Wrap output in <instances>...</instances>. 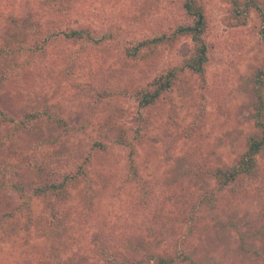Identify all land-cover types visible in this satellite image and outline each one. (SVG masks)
<instances>
[{
  "label": "rangeland",
  "instance_id": "1",
  "mask_svg": "<svg viewBox=\"0 0 264 264\" xmlns=\"http://www.w3.org/2000/svg\"><path fill=\"white\" fill-rule=\"evenodd\" d=\"M237 1L246 8L247 21L232 28L224 22L232 0H197L207 21L203 74L180 72L170 91L140 110L130 95L179 67L191 43L168 41L145 61L125 57L124 50L189 24L183 0H0V32L29 14L41 38L68 29L105 36L96 45L59 37L39 70H26L0 91V108L9 114L44 103L76 130L63 152L90 153L87 179L95 196L88 213L86 185L68 189V200L59 206L73 237L54 241L23 225L28 211L44 220L43 200L31 199L27 209L12 192L0 194V264H106L93 245L96 235L114 254L139 264L155 261L145 252L129 253L127 237L146 239L149 252L175 258L173 264H189L185 258L195 264H263L240 251V237L264 231V156L257 158L254 181L239 180L237 192L218 189L213 177L217 168L235 165L259 132L252 90L253 74L264 66V0ZM119 135L133 146L138 182L126 181L129 149L114 142ZM96 140L106 145L104 151L91 150ZM79 161L56 160L53 166L74 172ZM9 212L15 218L3 217ZM262 238L255 247L264 254Z\"/></svg>",
  "mask_w": 264,
  "mask_h": 264
},
{
  "label": "trees",
  "instance_id": "2",
  "mask_svg": "<svg viewBox=\"0 0 264 264\" xmlns=\"http://www.w3.org/2000/svg\"><path fill=\"white\" fill-rule=\"evenodd\" d=\"M231 13L224 19L232 28L242 27L246 24L247 16L244 14L246 8L240 6L237 0H232ZM182 9L191 19L189 24L177 26L169 35L160 34L145 38L125 48L124 55L130 59L149 60L155 56L157 48L168 41L178 38L190 40L191 48L188 55L183 58L181 65L167 71L159 76L148 88H142L135 94L137 107L144 110L154 106L162 94L171 90L177 75L188 70L195 74H203L204 66L208 60V47L204 40L207 30V21L203 8L197 0H183ZM260 10V7H258ZM264 33V32H263ZM59 37L69 42L101 43L105 36L96 38L86 29H68L58 31L44 38L39 35V24L29 14L15 17L7 27L0 32V91L8 86L10 82L18 81L19 77L25 76L26 70L40 69L45 59L47 48ZM29 41H35L29 45ZM264 43V34L262 36ZM70 66L63 69L62 74L67 72ZM254 88L252 90V108L256 116L258 133L249 138L247 149L238 159L235 165L228 168H217L213 171V177L218 189H230L237 192L239 180L253 182L257 176V158L264 156V66L257 69L254 74ZM14 80V83H17ZM102 133H105L104 131ZM76 130L69 127L66 119L61 118L49 105L42 104L39 108L26 111L19 115H11L0 108V194L12 192L20 199H24L23 205L29 208V201L33 198L45 202L44 220L33 219L28 211L25 215L26 222L23 224L25 231L33 228L35 233L48 240H67L69 233L66 226L67 213H64L60 204H64L69 198L68 189L76 188L79 184L86 185L85 201L86 212L92 210L93 191L88 184L87 166L89 155H83L79 149H70L64 153L66 143H72V136ZM23 138H26L22 145ZM118 145L128 146V164L130 173L126 181L131 184L138 182L136 168L133 164L134 149L130 142L119 135L114 139ZM106 145L96 140L91 145V150L104 151ZM63 154H59V153ZM80 160L74 172H62L56 170L53 162L68 159ZM50 161L52 164L50 165ZM253 186L252 184H249ZM55 200L56 202H53ZM0 197V206L2 205ZM3 217L15 218L12 212ZM2 217V218H3ZM7 223L8 220L4 219ZM16 223V222H15ZM14 223V224H15ZM68 231V233H67ZM263 230L247 232L240 237V251L250 253L264 264L263 251L255 247V241H262ZM124 247L129 253H147V259L155 261V264H173L175 258L156 256L149 252L146 239L124 240ZM93 245L96 252L102 257L106 264H139L130 261L125 254L117 256L103 243L99 236H94ZM189 264H195L189 258H185ZM182 259V260H185ZM59 264H62L59 262ZM75 264H86L79 260ZM251 264H257L252 261Z\"/></svg>",
  "mask_w": 264,
  "mask_h": 264
}]
</instances>
